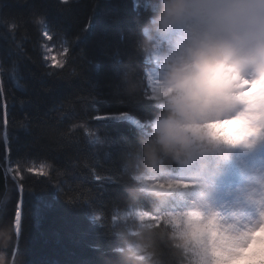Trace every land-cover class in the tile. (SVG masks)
<instances>
[{"label": "trees", "instance_id": "1", "mask_svg": "<svg viewBox=\"0 0 264 264\" xmlns=\"http://www.w3.org/2000/svg\"><path fill=\"white\" fill-rule=\"evenodd\" d=\"M147 10L148 0H0V63L9 70L15 67L14 73L0 75V103L5 104L0 164L7 160L18 168L16 161H28L23 172H13L18 192L13 178L6 177L10 191L0 205V259L7 264H99L101 251L109 252L104 257L111 259L109 264H133L127 246L138 242L159 252L166 264H188V257L172 248L167 236L170 217L183 211L175 206L181 197L173 194V202L155 209L146 195L130 188L121 156L136 141L135 128L94 119L130 112L147 122L155 111L152 99L145 98V70L134 97L123 91L113 70L117 51L125 65L135 62L141 69L128 38ZM35 18L43 24H35ZM45 29L57 34L54 44L41 39ZM66 47L74 57L68 75L46 71L55 68L52 58L60 60ZM88 131L123 136L129 142L120 151H97L86 137ZM6 146L11 149L7 154ZM219 146L187 166H173L171 176L188 181L199 177L195 184H206L199 166L215 172L209 162L231 173L227 151L220 159L213 157ZM92 172L103 178L96 180ZM240 174L245 176L244 171ZM193 185L186 188L191 195ZM17 199H22V207L15 230ZM130 211L146 216L125 222L123 214ZM134 264L152 262L137 256Z\"/></svg>", "mask_w": 264, "mask_h": 264}, {"label": "clouds", "instance_id": "2", "mask_svg": "<svg viewBox=\"0 0 264 264\" xmlns=\"http://www.w3.org/2000/svg\"><path fill=\"white\" fill-rule=\"evenodd\" d=\"M138 21L132 49L142 67L126 64L119 79L126 94H137L143 71L151 72L155 111L122 154L121 167L130 188L162 210L173 190L188 187L172 178L173 166H187L218 145L264 140V0H148ZM190 202L167 230L188 264H264V191L248 198L251 216L221 215L203 190ZM127 247L133 264L137 256L166 264L147 243Z\"/></svg>", "mask_w": 264, "mask_h": 264}, {"label": "rangeland", "instance_id": "3", "mask_svg": "<svg viewBox=\"0 0 264 264\" xmlns=\"http://www.w3.org/2000/svg\"><path fill=\"white\" fill-rule=\"evenodd\" d=\"M145 81L147 84V88L151 89V82H152V76L151 72L145 70ZM152 96V93H149ZM147 126V125H146ZM147 129V128H146ZM145 129V131H146ZM231 147V149L234 148V146H240V145H228ZM240 148L233 149V152L237 153L235 157L233 156L230 159L231 165H233V168L235 166L234 173H229L231 177H233V182H224V185H217L212 186L211 184H203L205 187L203 189L200 188L199 184H194L192 180H183L182 181L187 182V184H190L188 186L193 185L195 187V190L192 192H189V190H186V188L173 190L171 195H177L181 197L180 201L177 202V205H175L178 209L183 208L188 203H191L190 200L194 198V195L197 193V191H204L206 203L215 211L220 213L221 215H228L232 211L240 210L245 215H253L254 214V208L248 203V198L250 196H253L254 194L264 191V188H261V183H264V140H258L254 145L251 147H244L240 146ZM228 149L227 145L219 146L217 148V153H212L213 157L216 159H220L223 155V150ZM211 154V153H210ZM211 154V155H212ZM220 156V157H219ZM212 164V162H209ZM5 177H10L15 179L14 173L12 171V166L8 163L6 160L2 165ZM213 167V166H212ZM199 168L202 170L201 175H204V171H207L206 169L199 166ZM214 168V167H213ZM238 171H244L245 176L241 179L240 173ZM203 173V174H202ZM214 175H217L216 172L213 173ZM220 176V175H218ZM172 178H174L172 176ZM175 179V178H174ZM200 180V179H198ZM241 184H239V181H241ZM239 184V185H238ZM208 196L210 198H208ZM183 202V203H182ZM173 211V210H172ZM182 212V211H181ZM144 214V213H143ZM141 215V212H127L123 214V219L125 222L132 221V218H138ZM176 215V214H175ZM174 214L170 217L172 220L175 216ZM145 214L143 215V218H145ZM139 219V218H138ZM141 220V219H139ZM15 227V222H14Z\"/></svg>", "mask_w": 264, "mask_h": 264}, {"label": "snow or ice", "instance_id": "4", "mask_svg": "<svg viewBox=\"0 0 264 264\" xmlns=\"http://www.w3.org/2000/svg\"><path fill=\"white\" fill-rule=\"evenodd\" d=\"M62 2L66 3L67 0H62ZM33 22L37 25L43 24L42 19H39V18H35ZM45 38H46V40H45L46 44H54L57 41V34L51 30L45 29V31L42 33L41 39H45ZM133 38H134V33L130 34V36L128 38L129 50L131 52H134L132 49ZM72 53L73 52H72L71 47L64 48V56L60 60H56L55 57L52 58V63L55 65V68L53 70L46 68L45 70L49 71L51 74L56 75V76L62 77V76L68 75V70L73 65L72 62L74 60ZM113 56H114L113 70L116 72L117 76L119 77L120 72L127 65H125L123 63V60H122V57H121V54L119 51L115 52L113 54ZM42 59L46 65L49 63L47 58H42ZM129 64L138 69L135 62H130ZM6 70H8L10 73H14L15 67L12 66V67H10V70H9L5 65L0 63V75H3ZM72 74H75L74 70H73ZM120 86L122 87L121 82H120ZM0 88H2V85H0ZM150 92H151V89H149V88H147V86H145V98H147L149 100L152 99V96L149 94ZM137 94H131L129 96L134 97ZM4 110H5V104L0 103V114H2L4 112ZM96 118H103V119L110 120V121L127 122L130 127L135 128L136 133H137L138 129L143 131L148 126L147 122H143L138 116H136L130 112L103 113V114H99L96 117H94V119H96ZM81 127H85V126H81ZM86 137L91 141L92 145L94 146V148L97 151H99L100 149H103V148H107L108 150L117 149L120 151L129 142V140L123 136L116 137V138L107 137V136H98L97 133L93 132V131H88L86 133ZM5 150H6V154L11 151V149L7 146H6ZM27 162L28 161L25 159H20V160L16 161L15 163L17 164L18 168H13L12 171L14 173H16L17 171L23 172L24 171L23 165ZM29 171H31V169H29ZM92 175L98 181L103 178L99 172H92ZM12 181L14 182L13 186H14L15 190L18 192L16 183H15V179H12ZM2 191L9 192L10 189L7 186H5V189H3ZM69 202H72V201H69ZM21 207H22V199H17L16 209H15V212L13 214L12 219L15 220V224H16V227L18 229H19V218H20V213H21ZM108 255H109L108 251H101L99 253V256H98L99 264H109V261L111 259H109L107 261L104 259V257L108 256ZM112 256H114V255H112Z\"/></svg>", "mask_w": 264, "mask_h": 264}, {"label": "water", "instance_id": "5", "mask_svg": "<svg viewBox=\"0 0 264 264\" xmlns=\"http://www.w3.org/2000/svg\"><path fill=\"white\" fill-rule=\"evenodd\" d=\"M5 186H6L5 172H4L2 165L0 164V205L5 195V192L2 191L3 189H5ZM15 229L18 230V228L16 227V224H15Z\"/></svg>", "mask_w": 264, "mask_h": 264}]
</instances>
